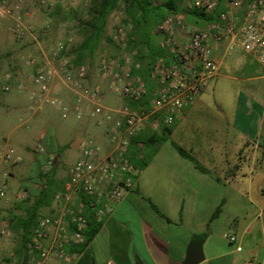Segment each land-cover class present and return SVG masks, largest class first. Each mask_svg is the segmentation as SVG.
<instances>
[{"label": "crops", "instance_id": "obj_1", "mask_svg": "<svg viewBox=\"0 0 264 264\" xmlns=\"http://www.w3.org/2000/svg\"><path fill=\"white\" fill-rule=\"evenodd\" d=\"M186 17L194 24L200 22ZM30 18L28 15V22ZM202 24L190 25L203 29ZM155 29L135 38L138 49L129 57L141 67L161 58V37ZM175 39L183 44L187 36L178 30ZM214 60L218 74L194 105L182 110L170 127L159 122L157 130L147 125L137 135L140 158L151 152L152 132L165 137V141L136 173L133 188L118 203L111 204V214L100 223L92 218L98 227L91 239L67 247L65 255L52 264H183L190 240L198 234L207 235L200 264H264V75L242 53L222 56L216 52ZM97 66L98 62L89 66L88 88L97 90L105 107L121 106L125 102L110 91L112 79L99 76ZM123 66L113 67L120 72ZM24 68L28 73L29 69ZM221 70L243 85L230 93L216 88ZM152 83L154 88L157 84ZM106 91L110 95H104ZM16 95L13 92L8 101L0 99V189L6 191L5 197L0 196V227L5 225L11 234L9 238L0 237V264H22L25 256L20 246L29 240L38 218L57 215L56 197L64 190L69 168L64 179L55 168L56 162L50 173L40 174L41 165L55 154L46 144L42 145L45 154L33 159L40 164L38 170L30 164L11 165L2 160V154L15 143L18 151L29 148L21 142L26 137L24 131L30 130L6 131L13 115L5 110L17 107L20 99ZM52 96L72 103L67 90L54 91ZM68 134L79 142L107 143L104 128L97 122L96 126L80 123L66 129V137ZM44 138L40 137V144ZM61 146L56 138V150ZM22 191L27 192L24 200L18 198ZM217 207H221L220 212L212 219ZM225 235L233 237L234 242Z\"/></svg>", "mask_w": 264, "mask_h": 264}, {"label": "built area", "instance_id": "obj_2", "mask_svg": "<svg viewBox=\"0 0 264 264\" xmlns=\"http://www.w3.org/2000/svg\"><path fill=\"white\" fill-rule=\"evenodd\" d=\"M47 1L37 0V3L44 7ZM24 5L25 0H0V21L9 23L10 36L35 46L34 52L19 57L29 69L25 82L12 85L11 75L5 74L1 92L26 94L31 112L57 108L63 119L94 118L104 128L107 140L105 146L92 140L84 143L80 158L68 168L63 192L56 197L57 215L38 218L24 246L22 264H52L54 259L65 255L67 247L84 243L88 216L100 223L111 214V204L118 203L133 188L137 171L129 158L132 140L147 125L153 130L158 129L159 122L165 128L170 127L182 110L194 105L218 74L216 52L222 56L242 53L264 75V0H183L178 5L179 11L167 14L156 26L164 57L151 66L149 80L157 85L150 91L140 75L134 74L141 65L131 57L125 58L120 72L102 59L97 74L110 77V91L125 102L116 108L105 107L97 90L88 88L89 67L74 66L66 57L64 43L41 44L40 36L47 32L48 26L35 27L28 23ZM192 11L214 19L206 22L203 29L192 26L186 23L187 14ZM129 29L127 24L116 26L112 42L125 48ZM178 30L187 36L183 44L175 39ZM58 90H67L72 103L53 97L52 93ZM2 143L0 139V146ZM30 150L36 155L45 154L40 143ZM2 160L11 165L22 162L21 156L10 148L2 154ZM55 162L54 157H48L41 165L40 174L50 173ZM0 196H6L4 189H0ZM18 198L26 199L27 192L22 191ZM73 201L76 203L72 204ZM10 236L5 225L0 227V237ZM224 237L234 242L233 237Z\"/></svg>", "mask_w": 264, "mask_h": 264}, {"label": "rangeland", "instance_id": "obj_3", "mask_svg": "<svg viewBox=\"0 0 264 264\" xmlns=\"http://www.w3.org/2000/svg\"><path fill=\"white\" fill-rule=\"evenodd\" d=\"M91 0H48L47 5L40 7L37 0H25L24 9L27 16L30 15V24L35 27L46 24L48 30L45 34L40 36V41L43 46L54 45L56 42H62L66 48V57L73 64L77 62L79 53L77 51L78 46L83 40L81 32H83V25L88 20L87 9L90 6ZM29 18V17H28ZM126 19L123 7L114 10L106 20L105 37L109 38L116 26L119 24H125ZM27 20V17H26ZM66 23V25H64ZM129 23V22H128ZM186 23L192 25H203L201 22L194 24L193 20L189 21L186 17ZM130 24V23H129ZM9 23L6 21H0V87L3 82L5 74H10L12 77V85H18L25 82L27 75L25 66L19 61V57L27 55L35 51V46L28 41L18 42L14 40L8 30ZM131 52L125 48H120L109 44L107 40H101L92 56H88L86 53H81V64L91 66L93 63H100L102 59H105L112 66H123L125 58L129 57ZM89 60L91 62H89ZM91 63V64H89ZM222 76L218 79L216 88L224 90V92L230 93L235 89H238L240 85L239 81L230 79L225 75L223 70L220 71ZM14 82V83H13ZM210 86V85H209ZM218 90V89H217ZM110 95V92H104V95ZM13 95V91L8 94H3L0 91V99L8 101ZM26 94H17L20 99L17 107L12 110H5L6 114L13 115L10 120V125L6 128V131L10 130H30L26 132L25 139L21 142V145L27 147L16 150L17 155L21 156L22 162L20 165H32L34 170H38L39 163L34 162V158L37 156L30 148L36 143H39L41 136L45 135L42 145L48 146V150L55 152L52 157L55 158L57 171L61 178H66V167L72 166L81 156V149L85 142H79L76 138H72L70 134L66 137V129L71 130L78 126L80 123H88L92 126H96V120L94 118H84L81 121H77L74 117L69 116L66 119L61 117L60 110L57 108H45L43 110L34 112L35 114L30 117L29 104H26ZM222 98H226L223 96ZM4 110V108H2ZM53 110L50 114L47 112ZM20 119V121H18ZM49 121L45 123L44 121ZM19 127V129H18ZM60 133V134H59ZM60 135V137H59ZM56 138L61 140L62 146L59 150H56ZM67 143V148H66ZM57 151V152H56ZM1 215V214H0ZM2 216V215H1ZM3 220V219H1ZM10 240V239H9ZM11 240H15L14 238ZM10 240V241H11ZM19 242V240H16Z\"/></svg>", "mask_w": 264, "mask_h": 264}, {"label": "trees", "instance_id": "obj_4", "mask_svg": "<svg viewBox=\"0 0 264 264\" xmlns=\"http://www.w3.org/2000/svg\"><path fill=\"white\" fill-rule=\"evenodd\" d=\"M182 2L183 0H91V4L87 9L88 20L83 25V32H81L83 40L77 48L80 55L77 57L76 63H71L74 66L83 65L81 64V53H86L89 57L92 56L98 46V43L103 39L107 40L109 44L116 46L112 42L111 36L109 38L105 37V26L108 16L121 6L123 7L126 17L124 23H130L132 26L128 31L129 41L125 49L132 52L133 50L138 49V42L135 41V38L152 31L167 14L179 11L178 5ZM220 10L221 8L219 7L218 11ZM187 16L197 18V21L204 23V25L206 22H210L214 19L213 16L205 17L203 14L196 11L188 13ZM159 56L164 57V51L162 49ZM151 66L152 64H149L146 68L141 67L138 71L134 72V74L140 75V77L145 81L149 91L153 86V83L149 80ZM145 105H148V98L145 99ZM150 137L152 138L150 140V145L152 146L151 152L141 158L139 157V153L142 150L138 148L140 138L136 136L131 142L129 148V158L137 172L141 171L149 163L153 155L156 153L158 146L165 141V137L158 136L154 132H152ZM176 150L181 156L190 159V156L182 149L176 148ZM220 209L221 207L216 208L212 219L217 217ZM88 219H91V221H87L86 228L83 232L84 243L91 239L98 227L90 216H88ZM29 226L30 225L28 224L27 227ZM25 244L26 242L23 241L20 246V249H22L23 252L25 251Z\"/></svg>", "mask_w": 264, "mask_h": 264}, {"label": "water", "instance_id": "obj_5", "mask_svg": "<svg viewBox=\"0 0 264 264\" xmlns=\"http://www.w3.org/2000/svg\"><path fill=\"white\" fill-rule=\"evenodd\" d=\"M206 234L192 236L186 251V257L183 264H200L203 259L202 245L206 239Z\"/></svg>", "mask_w": 264, "mask_h": 264}]
</instances>
